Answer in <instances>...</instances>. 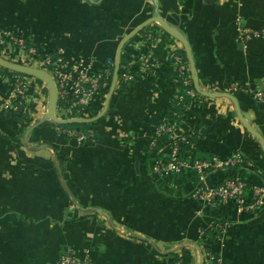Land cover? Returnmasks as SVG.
Wrapping results in <instances>:
<instances>
[{
  "label": "crops",
  "instance_id": "crops-1",
  "mask_svg": "<svg viewBox=\"0 0 264 264\" xmlns=\"http://www.w3.org/2000/svg\"><path fill=\"white\" fill-rule=\"evenodd\" d=\"M155 15L187 39L199 89L233 99L201 95L194 87L186 117L150 149L178 91L171 53L183 49L155 22L123 44L107 103L111 80L70 114L56 107L60 119L95 118L87 122L93 137L84 143L43 124L52 122L44 120V81L23 76L15 109L5 105L14 92L10 78L0 75V264H58L65 252L90 264H175L173 255L184 252L186 264H201L205 248L219 264H264V204L250 210L232 200L209 205L192 196L200 185L235 178L246 184V202L254 187L264 188L261 142L237 112L264 141L261 103L252 96L264 93V0H0V37L13 34L57 53L55 75L68 85L81 72L108 69L112 79L122 39ZM239 29L258 36L243 39ZM0 56L26 58L13 46L0 47ZM27 63L45 70L41 60ZM231 81L242 88L231 89ZM20 113L31 120L23 132ZM183 135L190 143L178 156L187 166L160 176L157 163ZM237 154L243 161L235 166L200 172L191 166Z\"/></svg>",
  "mask_w": 264,
  "mask_h": 264
},
{
  "label": "built area",
  "instance_id": "built-area-1",
  "mask_svg": "<svg viewBox=\"0 0 264 264\" xmlns=\"http://www.w3.org/2000/svg\"><path fill=\"white\" fill-rule=\"evenodd\" d=\"M239 34L243 39L258 36V33L251 29H239ZM151 37V34H146L147 39H150ZM7 46L17 47L18 49L22 50L24 55L26 56V58L14 62L31 66L27 63V60H35V58L33 57V55L36 53L35 47L27 46L23 37H19L13 34H5L1 36L0 47L3 48ZM171 56L176 63V71H178L179 74L184 75V81L185 83H188L190 79L185 77V71L188 69L187 65H185L182 62L181 58L175 55L173 52L171 53ZM42 62L45 64V62H48V59H45ZM153 65L154 64L150 62H143L144 68L149 70L153 69ZM105 71L107 74L109 73L108 69H106ZM14 73V81L13 83L11 82L14 88V92L11 99L5 102V105L16 109L17 106L15 107L13 106V104L14 101L18 102V100H20L24 95L25 78H23L24 75L22 74L16 72ZM123 76L125 79H127L130 77V74L126 73ZM102 77L103 76L101 74L89 76L85 72H81L69 85L65 81L58 79L56 75L54 80L57 86L58 94L62 98L70 97L72 99V106H74V104L77 102L87 103V101L99 88V80H102ZM229 86L233 90L242 88L237 81H231ZM188 93L190 95H193L192 89H189ZM252 96L256 101L262 104L264 118V93L262 91H253ZM60 109L66 114L71 113V109L69 107H60ZM174 128L175 124H171L166 121L165 118H163L154 130V135L149 141L150 146H153L155 144L157 136L163 133L169 134ZM67 133L70 136H74L77 143H81L86 138H88V135H91V131L84 134L77 133L73 130H68ZM177 140L187 141V136L183 135L178 137L174 142L171 150L167 154V157L157 163L155 171L160 176L181 172L183 168L187 166V164L178 156L179 147L177 144ZM242 161V157L238 154L226 158L214 156L210 160H197L191 166L195 169H198V171L200 172L201 170L235 166L240 164ZM245 186L246 184L242 179H228L218 186L200 185L196 189H194V191L192 192V196L206 202L209 205H215L218 202L232 200L238 207L244 209L252 210L262 207L264 204V188L259 186L254 187L252 189L251 200L246 202L244 200ZM58 264H90V262L87 259H77L72 254L65 252L60 256ZM176 264H181V262L177 261ZM201 264H219V260L217 255H215L211 249L205 248L202 252Z\"/></svg>",
  "mask_w": 264,
  "mask_h": 264
},
{
  "label": "trees",
  "instance_id": "trees-1",
  "mask_svg": "<svg viewBox=\"0 0 264 264\" xmlns=\"http://www.w3.org/2000/svg\"><path fill=\"white\" fill-rule=\"evenodd\" d=\"M25 43L27 46L35 47L36 53L33 55V57L37 60H45L48 59V62H45L46 66H43V68L48 71L53 78L55 79V72H56V67L60 64V60L58 57V54L52 51H45L38 49L36 46L32 45V43L29 42V40L25 39ZM173 53L177 56H179L182 60V62L185 65H188V60L186 57V53L184 49L180 50H174ZM14 72L9 71L8 69L0 67V75H5L8 78H10V81L13 83V76ZM103 77L101 78L102 80H99V85H101L103 82H108L110 83L111 80V75L106 73L105 69L101 70L99 72ZM130 74V73H129ZM25 78V77H23ZM37 81L41 82V80L37 79ZM174 81H175V86L177 87L178 91L176 93V96L172 99L171 104L168 106L167 112L165 113L164 118L166 121H168L171 124H175V126L183 120L186 115L188 114V106L191 102L192 95L188 93L189 89L194 90V85L192 80L190 79L188 83H185L184 81V75L179 74L178 71L175 72L174 75ZM46 90V89H45ZM22 99V98H21ZM20 99V100H21ZM57 107H69L72 111L73 106H72V99L70 97L62 98L59 94L57 96ZM17 120L20 122V131L23 132L27 126L30 124V119H28L26 113H20V115H16ZM65 119V118H64ZM50 123L61 130H73L77 133H88V130L91 128L89 123H66V124H56L53 122H44L43 124ZM168 136V133H163L159 136L156 137L155 144L150 148L153 149L157 145H159L162 141H164ZM93 137V133L89 136ZM190 143V137L187 136V141H180L177 140V144L179 149L181 148L182 145H188ZM150 145V144H149ZM213 253L216 255V253L213 251ZM174 261L175 264L177 261H180L181 264H186V258H185V253L182 252V254L179 256L177 254H174Z\"/></svg>",
  "mask_w": 264,
  "mask_h": 264
},
{
  "label": "water",
  "instance_id": "water-1",
  "mask_svg": "<svg viewBox=\"0 0 264 264\" xmlns=\"http://www.w3.org/2000/svg\"><path fill=\"white\" fill-rule=\"evenodd\" d=\"M217 1L218 0H205V2H207V3H214ZM151 22L157 23L168 35H170L171 37H173L174 39L178 40L181 43V45H182V47L186 53V57L188 60V65H189V70L191 73L193 85H194L195 89L201 95H207V96H211V97H213V96H226V97L233 99L232 95H228L225 93H209V92H206V91L199 89L198 83H197V78H198L197 77V70H196L193 54L191 51V47H190L187 39L185 38V36L183 35V33L181 31H179L177 28L169 25L160 16L155 15L153 17L146 19L143 23H141L139 26H137L135 29H133L120 42L118 49H117V54H116L113 73H112V79H111L110 88H109V95L107 97L106 103L108 102V99L112 94V91L114 89V86H115V83H116V80L118 77L119 66H120L119 58H120V52H121L123 44L131 36L138 33L141 29H143L147 24H149ZM0 67L8 69L9 71H12V72L22 74L24 76L37 78V79L44 81L46 83V86L48 88V102H47V112H46V116L44 117V120H50V121L57 123V124L84 123V122L87 123V122L94 121L95 118L60 119L55 115V110L57 107L58 91H57V86H56L55 80H54L53 76L48 71H46L40 67L28 66V65L21 64V63H17V62L7 61L4 58H2L1 56H0ZM260 107H262V104L260 105ZM237 112H238L239 119H240L241 123L243 124V126L245 127V129L249 133L255 135L260 140L261 147H262V150L264 152L263 138L257 132H255L253 129H251L247 125L246 121L243 119V117L241 116V113L239 112L238 109H237Z\"/></svg>",
  "mask_w": 264,
  "mask_h": 264
},
{
  "label": "rangeland",
  "instance_id": "rangeland-1",
  "mask_svg": "<svg viewBox=\"0 0 264 264\" xmlns=\"http://www.w3.org/2000/svg\"><path fill=\"white\" fill-rule=\"evenodd\" d=\"M46 70V69H45ZM48 89V88H47ZM57 110H61L60 108H57ZM73 141H75V140H73ZM83 143H84V141H82Z\"/></svg>",
  "mask_w": 264,
  "mask_h": 264
}]
</instances>
